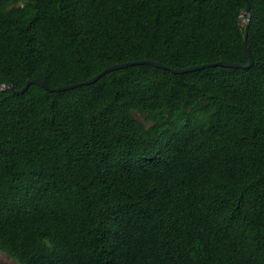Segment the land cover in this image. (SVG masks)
Segmentation results:
<instances>
[{"label": "trees", "instance_id": "obj_1", "mask_svg": "<svg viewBox=\"0 0 264 264\" xmlns=\"http://www.w3.org/2000/svg\"><path fill=\"white\" fill-rule=\"evenodd\" d=\"M248 2L251 69L138 65L62 92H0L7 259L264 264V0ZM246 7L0 0V86L59 88L137 61L247 66Z\"/></svg>", "mask_w": 264, "mask_h": 264}, {"label": "water", "instance_id": "obj_2", "mask_svg": "<svg viewBox=\"0 0 264 264\" xmlns=\"http://www.w3.org/2000/svg\"><path fill=\"white\" fill-rule=\"evenodd\" d=\"M247 1V7L245 10H243L241 12L240 18H239V25H240V32L242 35V39L245 45V48L248 52L249 55V59H250V63L247 66H243L241 64L238 63H233V62H227V61H223V62H218V63H213V64H206V65H200V66H195V67H191V68H187V69H171L165 65H162L161 63L158 62H153V61H137V62H132V63H125V64H119V65H114L112 67L107 68L105 71H103L102 73H100L99 75H97L96 77L82 82V83H77V84H73V85H67L64 87H59V88H51L45 81H43L42 79H35L32 81H29L27 83V85L21 89V90H15L14 86L12 85H1L0 86V92L2 91H6V90H11L12 92H14L17 95H22L24 94L26 91H28L29 87L31 85H38L43 87L44 89H46L49 92H62V91H67V90H72L75 88H79V87H83V86H87V85H92L94 83H96L99 79H101L103 76H105L106 74L116 71V70H120V69H124V68H128L131 66H138V65H152L158 68H162V69H166L171 71L174 74H185V73H189V72H194V71H199V70H204L207 68H211V67H227V68H236V69H251L253 67L254 61H253V57H252V53H251V49L248 43V36H249V28H250V24H251V12H250V4Z\"/></svg>", "mask_w": 264, "mask_h": 264}, {"label": "rangeland", "instance_id": "obj_3", "mask_svg": "<svg viewBox=\"0 0 264 264\" xmlns=\"http://www.w3.org/2000/svg\"><path fill=\"white\" fill-rule=\"evenodd\" d=\"M138 118L143 121V117L141 115H137ZM0 262H6V263H10V264H16L15 262L13 261H10L9 259H7V257L5 255H3L1 252H0Z\"/></svg>", "mask_w": 264, "mask_h": 264}]
</instances>
